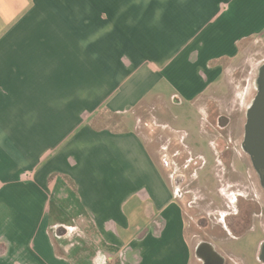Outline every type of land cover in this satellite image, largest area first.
<instances>
[{
  "label": "crops",
  "instance_id": "obj_1",
  "mask_svg": "<svg viewBox=\"0 0 264 264\" xmlns=\"http://www.w3.org/2000/svg\"><path fill=\"white\" fill-rule=\"evenodd\" d=\"M5 8L0 264H191L183 206L141 129L177 132L173 104L218 110L228 75L264 48V0Z\"/></svg>",
  "mask_w": 264,
  "mask_h": 264
},
{
  "label": "rangeland",
  "instance_id": "obj_2",
  "mask_svg": "<svg viewBox=\"0 0 264 264\" xmlns=\"http://www.w3.org/2000/svg\"><path fill=\"white\" fill-rule=\"evenodd\" d=\"M11 2L0 0V11L6 12L5 6ZM263 64L264 48L258 46L228 75L225 93L217 95L214 102L218 110L200 115L204 119L199 120L194 106L173 104L170 113L176 118L177 132L170 126L152 128L151 134L141 129L165 177L170 180L173 170L185 177L183 190L190 192L182 206L185 237L192 251L205 241L214 246L225 264H262L258 251L264 240V190L242 143L246 112L256 95L254 81ZM218 114L224 119L216 121ZM104 120L111 127L125 128L121 117L106 116ZM240 210L247 217L245 225L238 224ZM191 264H199L194 255Z\"/></svg>",
  "mask_w": 264,
  "mask_h": 264
},
{
  "label": "water",
  "instance_id": "obj_3",
  "mask_svg": "<svg viewBox=\"0 0 264 264\" xmlns=\"http://www.w3.org/2000/svg\"><path fill=\"white\" fill-rule=\"evenodd\" d=\"M258 86V93L246 112L242 148L248 155L264 189V69L258 77ZM203 251L212 260L221 261L222 256L210 243H201L196 248V258L203 260Z\"/></svg>",
  "mask_w": 264,
  "mask_h": 264
},
{
  "label": "flooded vegetation",
  "instance_id": "obj_4",
  "mask_svg": "<svg viewBox=\"0 0 264 264\" xmlns=\"http://www.w3.org/2000/svg\"><path fill=\"white\" fill-rule=\"evenodd\" d=\"M263 69H264V64L258 68L257 75H256V78H255V81H254V87H255V90H256V95H257L258 89H259L258 88L259 87L258 86V77H259V75H260V73H261V71ZM256 95L254 96V98L256 97ZM253 100H252V102H253ZM252 102H251V104H252ZM251 104H250V106H251ZM162 160H163V166L164 167L165 166L167 167V161H166V159L163 158ZM256 174H257V172H256ZM184 179H185V177H184V175L181 172H179L178 170H173L172 171L171 186H172V189H173V193H174L175 198L181 204H184L185 203V199L189 196V192H190V191L183 190ZM260 186H261V184H260ZM186 205H188V202H187ZM189 209H190V207H189ZM238 213H239L238 214V216H239V223L238 224L240 225V222H242L243 225H245V223L247 221L246 220L247 217H245V214L241 210L238 211ZM235 217H237V216H235ZM235 217H234V219H235ZM230 220H231V218H230ZM243 220H245V222H243ZM232 221H234V220L232 219ZM228 223H229V221H228ZM229 225H230V223H229ZM204 242L205 241L198 242L197 245H196V247H195V249H194V251H193L194 257L199 262V264H225V261H224L223 257L221 258V261L218 262V261H216L214 259L212 260L210 257H208L207 256V253H205V251L202 252L203 260L196 258V256H195L196 248L201 243H204ZM258 260H259V262H261L262 264H264V240L261 241V246H260V249L258 251Z\"/></svg>",
  "mask_w": 264,
  "mask_h": 264
}]
</instances>
